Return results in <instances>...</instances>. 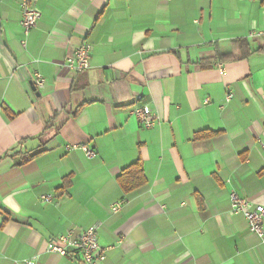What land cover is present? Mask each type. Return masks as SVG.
<instances>
[{"label": "crops", "instance_id": "0c3cea01", "mask_svg": "<svg viewBox=\"0 0 264 264\" xmlns=\"http://www.w3.org/2000/svg\"><path fill=\"white\" fill-rule=\"evenodd\" d=\"M22 3L0 0V264H80L48 243L96 224L103 264H264L229 202L264 206V0H38L28 34ZM85 43L90 69L68 71Z\"/></svg>", "mask_w": 264, "mask_h": 264}, {"label": "built area", "instance_id": "2783aa9c", "mask_svg": "<svg viewBox=\"0 0 264 264\" xmlns=\"http://www.w3.org/2000/svg\"><path fill=\"white\" fill-rule=\"evenodd\" d=\"M38 0H23L22 3V19L21 26L28 34L29 31L35 29L40 18L41 12L37 7ZM250 39H262L264 40V32L252 29L248 35ZM93 51L91 44L85 43L77 47L72 56L67 58L64 62V66L68 71L75 74L86 72L90 69V60ZM221 67V66H220ZM219 67V73H223V69ZM45 80L38 74L33 75L31 80L32 86L36 90H41L44 86ZM231 99V96H227V101ZM131 117L145 129H150L155 124V118L147 106H137L131 113ZM77 146H68L67 150H72ZM82 151L86 158H94L95 153L92 149L83 146ZM42 202L50 203L51 196H42ZM230 211L232 214L243 216L246 221L248 230L251 234L255 235L259 239L264 238L263 222H264V206L254 205L247 199L240 198L235 192L229 194ZM117 207L112 208V211H116ZM98 230L99 225L90 226L83 233L75 235L73 230H69L64 235L60 236L56 240L48 243L47 249L49 252L56 253L61 256H67L75 252L81 256L80 264H103L107 257L109 248H103L98 242ZM24 264H37L35 260L25 261Z\"/></svg>", "mask_w": 264, "mask_h": 264}, {"label": "trees", "instance_id": "16d2710c", "mask_svg": "<svg viewBox=\"0 0 264 264\" xmlns=\"http://www.w3.org/2000/svg\"><path fill=\"white\" fill-rule=\"evenodd\" d=\"M84 105L85 103L76 109L73 114V117L77 116L80 113ZM217 134L218 133L215 132L198 133L195 135L194 138H211L216 136ZM262 174L264 175V170ZM116 180L124 194H129L132 191L140 188L145 184V177L143 173L142 164L139 161H136L135 163L129 165L117 176Z\"/></svg>", "mask_w": 264, "mask_h": 264}, {"label": "water", "instance_id": "95a60500", "mask_svg": "<svg viewBox=\"0 0 264 264\" xmlns=\"http://www.w3.org/2000/svg\"><path fill=\"white\" fill-rule=\"evenodd\" d=\"M32 90L35 92V88L34 87L32 88ZM37 96H39V95L37 94Z\"/></svg>", "mask_w": 264, "mask_h": 264}]
</instances>
